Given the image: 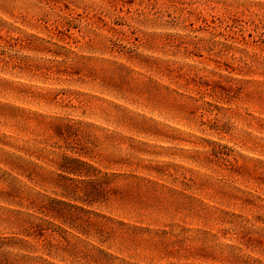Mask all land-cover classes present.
Masks as SVG:
<instances>
[{
	"label": "rangeland",
	"instance_id": "rangeland-1",
	"mask_svg": "<svg viewBox=\"0 0 264 264\" xmlns=\"http://www.w3.org/2000/svg\"><path fill=\"white\" fill-rule=\"evenodd\" d=\"M0 264H264V0H0Z\"/></svg>",
	"mask_w": 264,
	"mask_h": 264
},
{
	"label": "trees",
	"instance_id": "trees-1",
	"mask_svg": "<svg viewBox=\"0 0 264 264\" xmlns=\"http://www.w3.org/2000/svg\"><path fill=\"white\" fill-rule=\"evenodd\" d=\"M66 159H69L71 161H74V162H77V163H81V164H87L86 162H84V161H82V160H80L78 158H68V157H66ZM61 167L64 168V169H66V170H68V172H70V173L76 174V173L81 172V171H79V169H77L75 167H72V166L69 167V166L62 165ZM147 180L151 181V179H147ZM82 200H86V199H83L82 198Z\"/></svg>",
	"mask_w": 264,
	"mask_h": 264
}]
</instances>
